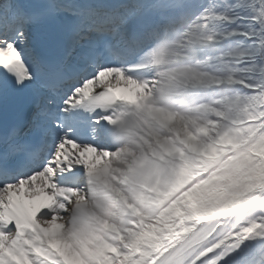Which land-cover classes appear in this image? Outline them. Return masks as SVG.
Wrapping results in <instances>:
<instances>
[{"label":"snow or ice","instance_id":"1","mask_svg":"<svg viewBox=\"0 0 264 264\" xmlns=\"http://www.w3.org/2000/svg\"><path fill=\"white\" fill-rule=\"evenodd\" d=\"M0 264H264V0H0Z\"/></svg>","mask_w":264,"mask_h":264}]
</instances>
